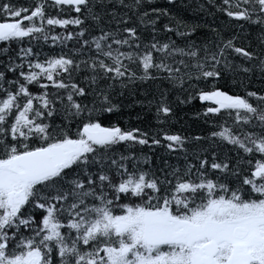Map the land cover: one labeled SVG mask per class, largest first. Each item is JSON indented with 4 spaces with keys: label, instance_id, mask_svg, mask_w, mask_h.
Instances as JSON below:
<instances>
[{
    "label": "snow or ice",
    "instance_id": "6c2138e0",
    "mask_svg": "<svg viewBox=\"0 0 264 264\" xmlns=\"http://www.w3.org/2000/svg\"><path fill=\"white\" fill-rule=\"evenodd\" d=\"M209 3L201 39L154 0H0V264H264V0Z\"/></svg>",
    "mask_w": 264,
    "mask_h": 264
},
{
    "label": "trees",
    "instance_id": "16d2710c",
    "mask_svg": "<svg viewBox=\"0 0 264 264\" xmlns=\"http://www.w3.org/2000/svg\"><path fill=\"white\" fill-rule=\"evenodd\" d=\"M17 3L24 4L25 6L30 3V0H16ZM216 3H220V0H216ZM203 4L205 10H201L198 5ZM154 6L167 7L174 14L179 15L186 21L191 23H199L201 25H207V27H201L197 30V35L203 38H213L214 34L211 33L210 29L212 27L220 28L221 20H226L227 18L223 16L222 13L216 12V10L209 3V0H174L172 5H168L166 0H154ZM54 14V13H53ZM72 26H69L71 30ZM57 32L60 31L59 28L56 29ZM147 35V33H145ZM71 47V45H69ZM59 51V49H56ZM252 83L249 86L251 90H260L264 88V83L261 82L258 76H253ZM137 97L139 92L136 93ZM171 98V97H170ZM126 103H131V98L126 100ZM199 110V103L196 106L191 105L177 106L174 109L173 122L170 125L171 131H180L185 135L188 134H199L201 128L204 127L203 121L195 118L194 113ZM133 117H141V119H133ZM125 120H127L128 126H139L142 129L151 127L155 129V121L152 118V113L142 110L138 106L132 108H125L122 110L121 118L119 120L121 125H124ZM145 152L148 155L147 149ZM170 162H172L170 160ZM152 163L156 164V157L153 156Z\"/></svg>",
    "mask_w": 264,
    "mask_h": 264
}]
</instances>
